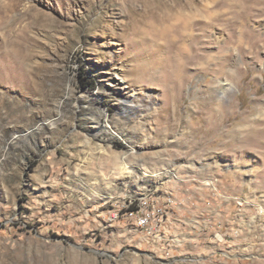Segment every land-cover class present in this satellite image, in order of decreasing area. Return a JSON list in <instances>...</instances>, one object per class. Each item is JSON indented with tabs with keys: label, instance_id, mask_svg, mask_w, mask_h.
I'll list each match as a JSON object with an SVG mask.
<instances>
[{
	"label": "rangeland",
	"instance_id": "1",
	"mask_svg": "<svg viewBox=\"0 0 264 264\" xmlns=\"http://www.w3.org/2000/svg\"><path fill=\"white\" fill-rule=\"evenodd\" d=\"M0 264H264V0H0Z\"/></svg>",
	"mask_w": 264,
	"mask_h": 264
},
{
	"label": "bare ground",
	"instance_id": "2",
	"mask_svg": "<svg viewBox=\"0 0 264 264\" xmlns=\"http://www.w3.org/2000/svg\"><path fill=\"white\" fill-rule=\"evenodd\" d=\"M216 2V1H215ZM263 2V1H262ZM217 3V2H216ZM215 3V4H216ZM244 6V5H243ZM6 8H8V7H6ZM211 14V13H210ZM257 37V36H256ZM200 38H201V36L199 35V34H197L196 36H195V38H194V40H193V44H195V46H197V44H198V41L200 40ZM241 39V38H240ZM248 41V40H247ZM241 42V41H240ZM192 44V49H193V47H194V49H193V52L194 53H197V47H195L194 45ZM251 45V44H250ZM179 49V48H178ZM187 49V48H186ZM191 48H189L188 49V53H189V55H190V52L189 51H191L190 50ZM186 50H184V52H185ZM192 52V51H191ZM192 52V53H193ZM193 53V54H194ZM186 54H187V52H186ZM198 56H200V55H198ZM187 57H189V56H187ZM192 59H196V55H193V56H190ZM188 61H189V59H188ZM187 61V62H188ZM186 62V63H187ZM192 62V61H191ZM195 63V62H194ZM220 65H224V62H221L220 63ZM216 70H218V69H216ZM234 85V82L232 81V80H229V79H224L223 81L222 80H218L217 81V85H216V91H217V95H218V100H220V98H221V96L222 95H226L227 94V92H228V90L232 87ZM155 202V201H154ZM148 205V204H147ZM151 206H139L138 205V208H137V216H143L144 217V220H152V218L153 217H155V209L153 210L152 208H150ZM157 208V207H156ZM129 212V211H128ZM119 214H120V212H119ZM129 215V214H128ZM113 218H115V217H113ZM133 219H134V221H135V224L138 226V227H140V228H143V223H139V222H137V217H132ZM162 219H164V217H163V214H161L160 213V222H161V224L162 225H164V226H166L167 224H165V221L163 222V220ZM169 222V221H168ZM169 226V225H168Z\"/></svg>",
	"mask_w": 264,
	"mask_h": 264
},
{
	"label": "built area",
	"instance_id": "3",
	"mask_svg": "<svg viewBox=\"0 0 264 264\" xmlns=\"http://www.w3.org/2000/svg\"><path fill=\"white\" fill-rule=\"evenodd\" d=\"M126 203L119 209H114L109 212V218L118 217L119 212L129 211V217H137V222L143 223V230L146 233H150V230H157L159 232V239L156 241L164 240L165 226L160 222V212L163 210H155V217L152 220H144L143 216H137V205L130 202V198L125 199ZM153 209V208H152ZM154 210V209H153ZM163 232V234H160Z\"/></svg>",
	"mask_w": 264,
	"mask_h": 264
},
{
	"label": "trees",
	"instance_id": "4",
	"mask_svg": "<svg viewBox=\"0 0 264 264\" xmlns=\"http://www.w3.org/2000/svg\"><path fill=\"white\" fill-rule=\"evenodd\" d=\"M85 83H86L87 85H91V84H93V81L87 79V80L85 81Z\"/></svg>",
	"mask_w": 264,
	"mask_h": 264
}]
</instances>
